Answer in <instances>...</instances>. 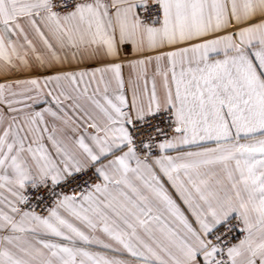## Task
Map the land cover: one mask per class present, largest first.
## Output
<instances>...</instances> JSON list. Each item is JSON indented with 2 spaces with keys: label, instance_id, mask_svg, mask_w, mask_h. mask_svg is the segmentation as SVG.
Wrapping results in <instances>:
<instances>
[{
  "label": "snow or ice",
  "instance_id": "obj_1",
  "mask_svg": "<svg viewBox=\"0 0 264 264\" xmlns=\"http://www.w3.org/2000/svg\"><path fill=\"white\" fill-rule=\"evenodd\" d=\"M0 264H264V0H0Z\"/></svg>",
  "mask_w": 264,
  "mask_h": 264
},
{
  "label": "crops",
  "instance_id": "obj_2",
  "mask_svg": "<svg viewBox=\"0 0 264 264\" xmlns=\"http://www.w3.org/2000/svg\"><path fill=\"white\" fill-rule=\"evenodd\" d=\"M96 65H88V67H95ZM39 73H33V75H37Z\"/></svg>",
  "mask_w": 264,
  "mask_h": 264
}]
</instances>
